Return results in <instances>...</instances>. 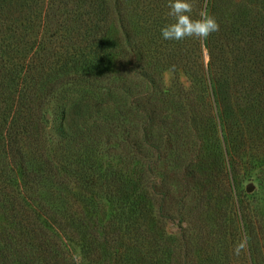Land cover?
Wrapping results in <instances>:
<instances>
[{"label": "trees", "instance_id": "trees-1", "mask_svg": "<svg viewBox=\"0 0 264 264\" xmlns=\"http://www.w3.org/2000/svg\"><path fill=\"white\" fill-rule=\"evenodd\" d=\"M197 1L202 36L187 66L166 55L172 42L140 41L128 25L173 24L166 0H152L144 9L135 0H0V203L22 230L18 264H158L163 244L153 223L163 217L165 197L155 217L141 200L147 188L158 193V181L146 185L148 154L160 157L152 126L183 136L202 117L197 101L184 103V91L195 88L213 96L217 108H231L234 98L239 107H264V0ZM112 27L120 30L118 43ZM202 46L209 52L207 65ZM165 65L177 76L179 98L162 83ZM67 84L91 94L53 110L57 90ZM98 99L111 101L139 126L131 144L138 163L147 165L140 185L119 170L102 172L88 158L98 151ZM163 105L173 114L161 116ZM80 153L88 159L72 162ZM188 175L203 180L197 171ZM91 197L114 203L107 222L94 218ZM249 230L252 236L254 226ZM80 239L82 250L75 253L69 241ZM249 240L245 257L264 262L263 238ZM10 250L9 244L3 252ZM14 262L7 255L3 263Z\"/></svg>", "mask_w": 264, "mask_h": 264}, {"label": "rangeland", "instance_id": "rangeland-1", "mask_svg": "<svg viewBox=\"0 0 264 264\" xmlns=\"http://www.w3.org/2000/svg\"><path fill=\"white\" fill-rule=\"evenodd\" d=\"M135 1L133 5L139 9L150 6L152 2ZM166 3L171 4L165 8H169L167 17L173 24H136L135 21L128 24L129 28L140 41L148 42L152 38L164 46L172 42L166 46L169 48L166 55L188 61L183 65L191 66L198 54L202 36L197 28L198 1L166 0ZM227 20L231 21L230 15ZM163 25V29H158ZM216 30L219 34L217 27ZM110 33L118 43L120 30L112 27ZM202 56L205 65L209 64V52L204 46ZM180 77L182 82L188 81L186 73H181ZM161 79L168 91L179 98V81L167 65L162 67ZM87 92L90 93L84 86L67 84L57 90L52 109L57 110L66 103L68 107L75 105L81 98L80 94ZM184 92V103L197 101L195 108L202 117L198 122L186 126L183 136L177 138L174 131L168 132L157 124L152 126L153 136L157 140L151 143L159 147L160 157L157 159L153 150L149 152L147 161L150 173H147L146 185L154 186L152 180L155 179L159 182L158 193L154 194L151 188H147L146 198H141L150 215L155 217L161 198L165 197L161 210L163 217L153 223L163 244L158 264H264L260 256L253 259L245 257L252 245L249 238L254 240L256 234L257 239L260 236L264 243V119L260 117V114H264V107H239L237 98H234L231 108L222 105L217 108L213 96L210 97L200 88ZM189 94L193 97L186 99L190 97ZM98 102V151L88 158L96 162L102 172L119 170L134 184L140 185L139 178L147 165L138 163L139 158L135 157L131 144L136 140L137 122L115 111L111 101L98 99ZM160 111L161 116L173 114V108L168 105H163ZM168 134L173 139L169 140ZM86 156L74 157L72 162L86 161ZM188 171H197L203 180H191ZM249 188L251 192H248ZM87 194H84L85 199H89L90 195ZM90 200L94 201L91 209L97 212L94 218L107 222L115 211L114 203L103 198L91 197ZM155 202L158 204L155 205ZM6 211L0 203V264H4L7 255L15 261L12 264H18L16 250L22 249L19 245L22 230ZM253 226L255 231L249 236V229ZM183 238L188 251L186 258L181 247ZM9 244L11 250L3 252ZM69 244L75 253L82 250L81 239L69 241Z\"/></svg>", "mask_w": 264, "mask_h": 264}, {"label": "water", "instance_id": "water-1", "mask_svg": "<svg viewBox=\"0 0 264 264\" xmlns=\"http://www.w3.org/2000/svg\"><path fill=\"white\" fill-rule=\"evenodd\" d=\"M248 192H251V188L248 189Z\"/></svg>", "mask_w": 264, "mask_h": 264}]
</instances>
